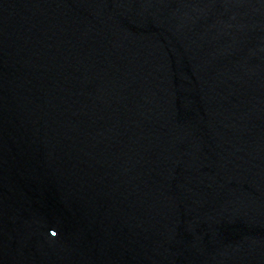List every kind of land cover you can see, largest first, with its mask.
<instances>
[{
    "label": "water",
    "instance_id": "water-1",
    "mask_svg": "<svg viewBox=\"0 0 264 264\" xmlns=\"http://www.w3.org/2000/svg\"><path fill=\"white\" fill-rule=\"evenodd\" d=\"M0 264H264V0H0Z\"/></svg>",
    "mask_w": 264,
    "mask_h": 264
},
{
    "label": "clouds",
    "instance_id": "clouds-1",
    "mask_svg": "<svg viewBox=\"0 0 264 264\" xmlns=\"http://www.w3.org/2000/svg\"><path fill=\"white\" fill-rule=\"evenodd\" d=\"M53 235H55V234H53Z\"/></svg>",
    "mask_w": 264,
    "mask_h": 264
}]
</instances>
